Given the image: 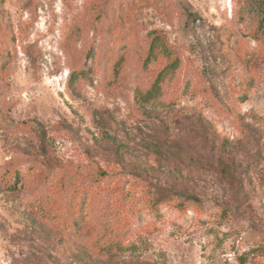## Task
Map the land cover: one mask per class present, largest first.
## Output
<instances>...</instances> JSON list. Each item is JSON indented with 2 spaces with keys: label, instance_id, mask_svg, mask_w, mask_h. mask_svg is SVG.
Wrapping results in <instances>:
<instances>
[{
  "label": "rangeland",
  "instance_id": "obj_1",
  "mask_svg": "<svg viewBox=\"0 0 264 264\" xmlns=\"http://www.w3.org/2000/svg\"><path fill=\"white\" fill-rule=\"evenodd\" d=\"M261 8L0 0V168L13 159L20 173L14 190L0 178V264H237L244 255L264 264ZM155 29L170 50L157 39L149 51ZM163 69L159 89L138 101ZM83 188L99 210L124 190L138 208L175 207L131 219L135 253L99 255L60 217Z\"/></svg>",
  "mask_w": 264,
  "mask_h": 264
},
{
  "label": "trees",
  "instance_id": "obj_2",
  "mask_svg": "<svg viewBox=\"0 0 264 264\" xmlns=\"http://www.w3.org/2000/svg\"><path fill=\"white\" fill-rule=\"evenodd\" d=\"M260 20V23L264 22V9L261 8L256 12V15ZM154 37L149 45V51L154 47V41L159 40L165 51L171 49V44L161 35L159 30H153ZM178 61L176 56L172 57L166 67L173 66ZM164 74V69L158 73L155 80L150 87L143 92L136 90V97L138 101L144 103L153 96V92L159 89V81ZM78 78L77 73L70 71L68 74V80L70 82L75 81ZM244 94L239 98L242 100ZM14 163L13 159H10L6 164L0 168V178L8 190H14L20 181V173L17 169L12 167ZM106 175L105 172H98L97 178L103 179ZM188 199H197L195 195H186ZM137 201V197L130 192V190H124L121 194L117 195L116 191L108 193L102 210H99L96 206H93L92 193L86 188H83V193L76 203V209L70 217L61 214L63 222H66L70 226L72 237L78 239L79 242L84 243L88 248L94 250L99 255H107L116 251L135 253L139 246L136 243L128 240V236L131 231L132 221L131 219L137 215L141 216L143 210L149 212L152 216L161 218L163 216L164 208H174L175 206L166 202L156 200L150 203L149 207L138 208L134 206V202ZM163 203V204H162ZM42 209V216H46L44 212L49 206L45 207L43 204L39 205ZM228 204L224 205L221 209L220 216L225 218L227 216ZM51 217H54L50 212H47ZM184 224H179L178 227H189L193 223V218H187ZM192 222V223H191ZM123 241H126L125 243ZM160 255V254H159ZM237 264H252L249 259L244 256L238 258Z\"/></svg>",
  "mask_w": 264,
  "mask_h": 264
}]
</instances>
